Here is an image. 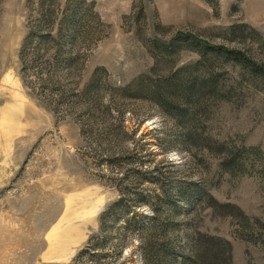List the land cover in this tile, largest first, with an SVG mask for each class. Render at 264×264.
<instances>
[{
    "label": "rangeland",
    "instance_id": "obj_1",
    "mask_svg": "<svg viewBox=\"0 0 264 264\" xmlns=\"http://www.w3.org/2000/svg\"><path fill=\"white\" fill-rule=\"evenodd\" d=\"M224 51L264 68V0H0V264H144L154 208L264 264V77Z\"/></svg>",
    "mask_w": 264,
    "mask_h": 264
},
{
    "label": "trees",
    "instance_id": "obj_2",
    "mask_svg": "<svg viewBox=\"0 0 264 264\" xmlns=\"http://www.w3.org/2000/svg\"><path fill=\"white\" fill-rule=\"evenodd\" d=\"M46 38L47 37H45V39ZM46 42L47 41H44L43 43L46 44ZM224 52L227 54L230 53L228 58L238 64L245 63V68L252 70V73L255 75L261 74L262 77H264V68L251 65L244 55H238L227 51ZM202 84L203 88H198L196 83H188L183 92V96H185V98L191 103H194V101L197 102L199 98H204L209 95V93L213 92L216 88V80L213 77L209 80L203 81ZM201 144L205 146L209 152L214 151V149H212L207 143V140L201 141ZM217 150L216 153H221L222 148H218ZM223 159L222 164L224 170L230 167V164L232 165L236 160L233 154L223 157ZM176 192V196H174L177 197L182 204H187L188 207L194 204L195 206L205 204L207 208L211 209L213 214L221 213L222 216H240L241 219L245 218L238 208L229 204H219L209 193H207V191H204L202 187L183 184L177 187ZM140 197L142 202L147 198L144 195H140ZM124 198L125 197L121 198L119 202H123ZM156 200L159 201L160 197L156 196ZM162 200L165 201V204L168 207L170 197L163 198ZM157 210V208L152 209L154 216V219L152 220L153 222L149 226L148 224H142L140 227H148L142 229V231H139L138 233L139 237H141L140 241L144 264H233L232 245L229 242L201 234L198 231H194L189 237H186L187 241L183 246L173 247L171 240L166 235L169 221L159 222V219L155 217L157 216ZM180 211L184 212V209H181ZM105 215L106 213H104L101 219H103ZM130 223V221L127 223L128 229H134V226L138 225V222H134V225ZM97 246L98 244H95L88 246L87 248L92 253ZM97 254L98 253H94L91 257ZM97 262L98 261L93 260V263L97 264Z\"/></svg>",
    "mask_w": 264,
    "mask_h": 264
}]
</instances>
